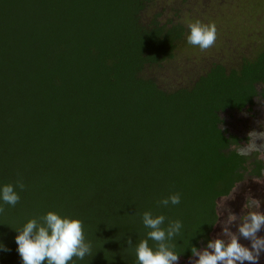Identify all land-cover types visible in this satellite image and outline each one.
<instances>
[{"label": "trees", "instance_id": "trees-1", "mask_svg": "<svg viewBox=\"0 0 264 264\" xmlns=\"http://www.w3.org/2000/svg\"><path fill=\"white\" fill-rule=\"evenodd\" d=\"M150 1L0 0V185H25L0 214V264H22L15 229L48 211L83 221L92 255L75 264H136L146 211L183 222L175 250L190 259L212 240L218 201L263 175L221 114L264 99V43L167 91L143 71L172 60L187 29L144 24ZM174 193L180 204H159Z\"/></svg>", "mask_w": 264, "mask_h": 264}, {"label": "rangeland", "instance_id": "rangeland-1", "mask_svg": "<svg viewBox=\"0 0 264 264\" xmlns=\"http://www.w3.org/2000/svg\"><path fill=\"white\" fill-rule=\"evenodd\" d=\"M155 18L163 23H182L187 35L189 24L197 21L215 25L217 30V40L211 48L200 50L189 45L186 35L172 60L143 71V75L152 77L167 91L191 86L216 63L224 64L228 69L238 68L264 43V0H152L141 11V20L149 24ZM221 117L223 129L248 139L241 142L239 150L247 155L258 152L264 161V99L257 98L253 106L243 111L229 110ZM251 199L260 201L258 210L264 213V171L261 177L248 176L229 196L218 201L219 221L212 239L222 238L230 212L238 218L247 213V205L244 206ZM239 222L237 219L229 226L237 235ZM257 235L264 237V228ZM239 242L250 247V241L243 237ZM197 259L195 256L179 259L178 264H195ZM258 264H264V252Z\"/></svg>", "mask_w": 264, "mask_h": 264}, {"label": "clouds", "instance_id": "clouds-1", "mask_svg": "<svg viewBox=\"0 0 264 264\" xmlns=\"http://www.w3.org/2000/svg\"><path fill=\"white\" fill-rule=\"evenodd\" d=\"M217 40L215 25H205L197 21L189 24L187 43L200 50L211 48ZM248 153H242L247 155ZM25 185L22 182L0 185V214L5 211L4 205L15 207L20 201V191ZM19 189V191L17 190ZM179 193L170 194L159 201L163 207L180 204ZM247 213L239 218L229 213L224 224L222 238L209 240L201 251L191 247L193 256L198 257L195 264H258L264 252V237L257 234L264 228V213L260 212V201L251 199L245 204ZM255 209V210H254ZM239 219L238 234L230 231L229 226ZM167 221V222H166ZM142 223L147 229L146 238L135 245L133 251L136 264H178L181 253L175 250L176 238L182 234L184 224L180 220H168L166 216L144 212ZM14 242L17 245L22 264H75L92 255V244L86 239L83 221L78 218L61 216L48 211L39 219H29L19 229ZM240 237L250 241V247L239 242ZM149 241L156 242L155 247ZM175 242V243H173ZM128 248H133L131 238ZM9 249L0 242V252Z\"/></svg>", "mask_w": 264, "mask_h": 264}]
</instances>
